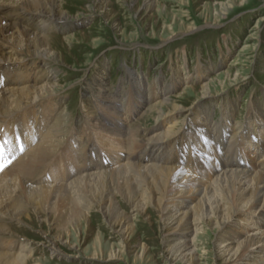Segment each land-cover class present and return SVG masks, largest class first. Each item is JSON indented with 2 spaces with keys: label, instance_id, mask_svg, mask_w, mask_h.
<instances>
[{
  "label": "bare ground",
  "instance_id": "1",
  "mask_svg": "<svg viewBox=\"0 0 264 264\" xmlns=\"http://www.w3.org/2000/svg\"><path fill=\"white\" fill-rule=\"evenodd\" d=\"M84 20L57 11L51 0H0V264L37 262L30 240L14 238L5 222L30 219L31 213L40 217L56 200L77 207L86 223L91 211L102 212L124 252H131L134 224L122 203L131 212L152 208L159 215L164 251L174 260L193 264L197 236L212 226L218 229L217 264H264V110L258 103L248 109L258 127L252 132L233 121L231 101L222 103L218 121L209 110L202 113L212 103L198 104L221 93L211 92L213 83L224 88L217 76L196 88L189 75L177 73L168 86L151 88L137 71L131 73V96L112 94L97 79L93 97L103 116L96 117L87 96L83 104L96 143L74 136L59 164L49 163L66 135L69 114L63 108L50 124L64 85L53 67L62 56L48 34ZM39 65L50 68L49 79L35 77ZM201 68L197 78L205 74ZM174 84L183 85L176 94ZM84 143L88 147L80 148ZM60 242L48 239L50 255L61 258ZM146 253L142 242L136 258ZM119 257L112 251L107 260Z\"/></svg>",
  "mask_w": 264,
  "mask_h": 264
},
{
  "label": "rangeland",
  "instance_id": "2",
  "mask_svg": "<svg viewBox=\"0 0 264 264\" xmlns=\"http://www.w3.org/2000/svg\"><path fill=\"white\" fill-rule=\"evenodd\" d=\"M51 1L64 15L85 20L70 29L52 27L48 34L49 44L62 56V61H57L53 67L64 85L59 95L62 102L56 105L57 110L48 123L52 124L65 107L69 114L63 121H66V135L49 163L59 164L68 140L74 136L86 143H96L94 128L90 124L85 125L88 117L83 105L87 96L88 107L97 113L96 117L103 116L93 97L99 89L95 81L102 79L101 85L112 94L121 92L131 96L133 88L127 80L131 79V73L134 75L137 71L145 78L143 85L151 88L163 82L168 86L177 73L183 77L189 75L188 83L196 88L217 76L224 82V88L213 83L211 92L221 93L209 98L212 99L210 102L205 100L198 104L202 108L212 103L202 109V113L207 109V114L218 121L223 113L222 103L231 101L233 121L246 124L251 132L258 130L249 118L248 109L252 103H258L264 110V0ZM34 21L30 20L29 24ZM230 63L232 65L229 66ZM38 67L40 70L33 73L35 77H41L38 80H43L42 76L44 80L49 79L50 68L46 65ZM201 67H205V74L197 78V69ZM226 70L229 77L224 73ZM174 85L172 94L178 93L183 86ZM194 98V94L190 95V100ZM148 128L147 133L150 131ZM142 131L139 130L137 136ZM87 147L85 143L80 146ZM50 168L47 171H51ZM38 180L35 179L34 183L37 184ZM122 208L132 215L134 224L133 231L128 234L131 252L120 249V237L110 228L102 212L91 211V218L86 223L77 214L78 208L64 201L56 200L55 208L52 205L40 217L31 213L30 219L8 220L5 225L14 238L30 240L32 257L37 260L34 264H190L167 256L163 244L165 229L152 208L143 213L131 212L124 203ZM180 208L182 206L178 210H182ZM58 214L62 219L57 218ZM207 228L197 236V258L193 264L220 262L216 252L218 229ZM52 238L62 241L59 243L63 253L61 258L50 255L47 249L48 239ZM142 242L147 245V253L139 260L136 253ZM112 251L120 255L119 259L107 260ZM72 254L76 257H67Z\"/></svg>",
  "mask_w": 264,
  "mask_h": 264
},
{
  "label": "snow or ice",
  "instance_id": "3",
  "mask_svg": "<svg viewBox=\"0 0 264 264\" xmlns=\"http://www.w3.org/2000/svg\"><path fill=\"white\" fill-rule=\"evenodd\" d=\"M21 150H23V149H21Z\"/></svg>",
  "mask_w": 264,
  "mask_h": 264
}]
</instances>
